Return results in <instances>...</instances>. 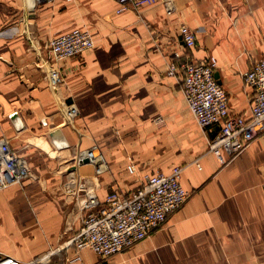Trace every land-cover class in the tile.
Wrapping results in <instances>:
<instances>
[{
    "label": "crops",
    "instance_id": "obj_1",
    "mask_svg": "<svg viewBox=\"0 0 264 264\" xmlns=\"http://www.w3.org/2000/svg\"><path fill=\"white\" fill-rule=\"evenodd\" d=\"M116 9L115 0H0V137L31 175L0 190V253L67 264L89 190L103 201L115 189H135L145 174L179 166L184 203L123 252L104 259L81 251L83 264H264V133L219 165L207 148L216 127L196 125L180 75L165 74L175 53L176 63L214 58L229 113L246 117L251 91L241 75L264 56V0ZM181 25L193 33L189 48ZM76 28L94 47L57 63L61 81L51 88L42 67L48 41ZM67 105L76 111L70 123ZM57 131L66 146L55 145ZM91 150L105 171L77 163ZM55 152L76 158L67 163Z\"/></svg>",
    "mask_w": 264,
    "mask_h": 264
},
{
    "label": "built area",
    "instance_id": "obj_2",
    "mask_svg": "<svg viewBox=\"0 0 264 264\" xmlns=\"http://www.w3.org/2000/svg\"><path fill=\"white\" fill-rule=\"evenodd\" d=\"M42 1V0H41ZM116 13L138 10L152 5L156 0H115ZM165 10L169 7L163 1ZM184 47L194 43L193 33L184 25L178 27ZM94 47V40L85 29H73L47 44V57L42 67L48 86L55 88L60 84L56 64L76 57ZM178 55L173 54L175 60ZM167 65L166 75H180V90L188 112L196 125L205 130L215 126L216 133L209 140L207 148L219 165H225L238 156L251 141L264 133V56L253 61L249 69L242 73L244 86L251 91L246 117L231 115L227 108L224 89L214 79V58L205 62L186 60ZM75 109L65 106V117L72 120ZM96 173L105 167L102 157L95 150L86 153ZM197 167V163H194ZM127 171L134 175V164L127 165ZM182 168L174 166L169 173L159 171L145 174L141 184L132 190L115 189L103 201L92 194L81 201L83 217L81 226L73 237V255L67 264H83L80 253L89 250L101 258H109L123 252L137 241L143 240L158 228L188 197L179 184ZM26 162L12 150L9 140L0 137V190L9 185H22L29 178ZM0 264H44L38 259L19 261L0 253Z\"/></svg>",
    "mask_w": 264,
    "mask_h": 264
},
{
    "label": "bare ground",
    "instance_id": "obj_3",
    "mask_svg": "<svg viewBox=\"0 0 264 264\" xmlns=\"http://www.w3.org/2000/svg\"><path fill=\"white\" fill-rule=\"evenodd\" d=\"M20 118L19 117H15L14 118V123L15 122H17L18 120H19ZM21 129H23V125L22 124H20L19 125V130H21ZM57 137H56V139H57V143H55V145H57L58 147H60V146H66V143L64 142V140L62 139V136H61V134L59 133V131H57ZM56 134V133H55ZM63 135V134H62ZM64 137V136H63ZM37 143V142H36ZM97 150V149H96ZM68 167V166H67ZM67 167H66V169H67ZM71 177H73L72 178V182H71V184L73 183V184H75L76 182H77V179L75 178V174L74 173H72L71 174ZM79 181V180H78ZM87 182H88V180H86ZM85 185V184H84ZM85 188V187H84ZM84 191H85V189H84ZM88 195L89 196H91L92 195V192L89 190V193H88Z\"/></svg>",
    "mask_w": 264,
    "mask_h": 264
},
{
    "label": "rangeland",
    "instance_id": "obj_4",
    "mask_svg": "<svg viewBox=\"0 0 264 264\" xmlns=\"http://www.w3.org/2000/svg\"><path fill=\"white\" fill-rule=\"evenodd\" d=\"M65 113V112H64ZM65 122L66 123H70L71 122V120H68V119H66L65 118ZM22 142V140H20V143ZM51 155H53L54 157H57V156H61V155H65V158H63L64 160H67V163H68V161L70 162V160H72V159H75L76 157L75 156H73V154L72 153H69V152H63V153H57V152H55V153H51ZM95 169V168H94ZM106 170V167H100L99 168V172H103V171H105ZM95 173H96V171H95ZM96 174H98V173H96ZM94 175V174H93ZM95 176V175H94ZM116 255V254H115Z\"/></svg>",
    "mask_w": 264,
    "mask_h": 264
},
{
    "label": "water",
    "instance_id": "obj_5",
    "mask_svg": "<svg viewBox=\"0 0 264 264\" xmlns=\"http://www.w3.org/2000/svg\"><path fill=\"white\" fill-rule=\"evenodd\" d=\"M214 76H215V74H214ZM77 163H78L79 165H81V164L90 163V162H89V159H88L87 157H84V158L78 160Z\"/></svg>",
    "mask_w": 264,
    "mask_h": 264
}]
</instances>
